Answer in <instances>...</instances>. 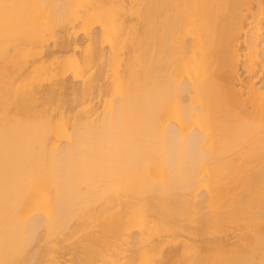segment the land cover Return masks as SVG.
<instances>
[{"label":"bare ground","instance_id":"1","mask_svg":"<svg viewBox=\"0 0 264 264\" xmlns=\"http://www.w3.org/2000/svg\"><path fill=\"white\" fill-rule=\"evenodd\" d=\"M0 264H264V0H0Z\"/></svg>","mask_w":264,"mask_h":264},{"label":"rangeland","instance_id":"2","mask_svg":"<svg viewBox=\"0 0 264 264\" xmlns=\"http://www.w3.org/2000/svg\"><path fill=\"white\" fill-rule=\"evenodd\" d=\"M70 80L68 86L66 88H63L62 91V96L64 98L72 99L75 98V90L77 87V76L75 74H70L69 78ZM70 255H67V257Z\"/></svg>","mask_w":264,"mask_h":264}]
</instances>
